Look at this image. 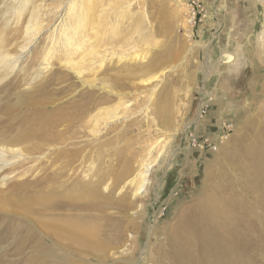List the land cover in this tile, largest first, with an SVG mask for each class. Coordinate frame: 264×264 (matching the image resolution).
<instances>
[{"label":"rangeland","instance_id":"1","mask_svg":"<svg viewBox=\"0 0 264 264\" xmlns=\"http://www.w3.org/2000/svg\"><path fill=\"white\" fill-rule=\"evenodd\" d=\"M257 2L0 0V55L19 58L6 80L12 118L58 135L38 143L42 153L25 150L32 140L19 146L23 157L1 173H51L25 193L0 188V223L18 227L6 231L23 244L9 264H264ZM212 137L217 149L201 150ZM160 147L147 196L134 198L127 182ZM83 179L91 198L76 195ZM46 200L103 206L81 219L89 243L46 231L36 219ZM75 211L59 213L75 221Z\"/></svg>","mask_w":264,"mask_h":264},{"label":"bare ground","instance_id":"2","mask_svg":"<svg viewBox=\"0 0 264 264\" xmlns=\"http://www.w3.org/2000/svg\"><path fill=\"white\" fill-rule=\"evenodd\" d=\"M257 1H258L257 3L264 2V0H257ZM67 9L68 8H66L64 14L60 15V19L62 17H64L65 14H67ZM17 12H19V10H17ZM59 24H62V26H63V20H60L59 23L54 27V28H56V30L59 28V26H58ZM60 29H61V27H60ZM25 30H26V34H30L31 31H33L34 29H32L31 27H26ZM37 33H38V31L33 33V35L35 36ZM33 38H35V37H33ZM206 45H208V44H206ZM206 45H204V46L206 47ZM256 46L258 47L259 50H260V48L264 49V25H263L261 33L258 36V41H257ZM24 51H27V50L25 49ZM262 56H263L262 63L264 64V52H262ZM226 58H228V60H227V62H224V63H232L234 61V58L232 56L228 55ZM17 60H19V58L14 59V61L12 62L11 59L7 60L6 58H4L3 56L0 55V83L4 82V85H5L4 90H3V88H0V96L3 95V93L6 94L5 97H0V115H1L0 116V174L1 173L3 174L4 170H6L7 167H9L10 165H13L14 163L19 162L20 161L19 158L23 157V156L18 155V151H19L18 149H20L19 146H21L23 144L26 145L27 143H29L32 140V141H35V143L34 144L31 143L29 146L25 147V150L26 151H33L34 153H42L43 152L42 144H38V143H40V142L54 143L58 140V135L56 136V138L50 136V134H49L50 132L47 130V128H44L43 126L37 127V125H39V124H35L34 126L32 125L34 127L32 129L30 128L32 126L29 125L25 129L23 126H25L26 124L22 118H16V119L12 118L15 107L11 103V101L13 99L12 96L14 95L13 91L16 88H13L12 86L8 85V83H6V80L9 77V75H11L13 69L16 67ZM206 75L208 76L209 72ZM23 84L24 85H22V87H23L22 93H25V91L28 90V88L26 87L28 84H27V82L23 83ZM212 100L213 99L211 97V102H212ZM103 119H104V122L106 121L104 123L105 125L109 123L108 121L110 119L112 120L111 117L109 118L108 114H104ZM17 124H18V127H16ZM229 128L232 129V125ZM215 138L217 139V137H212L209 141H212ZM217 147L218 146H216V148L213 150H216ZM161 148L162 147H160V149L158 150L157 156L153 160L141 161V163L139 164V169L134 174V176L127 182V184H129V186L132 187V189H133L132 191H133V197L134 198H137L138 196H141L143 194H144V197L147 196V192H148L147 188L151 184L150 183V174H151L153 168L156 166V164L158 162V158L164 152V151H162ZM205 149H206V145L201 150H205ZM2 174L0 175V186H1L0 188H3L5 186H7V184H8V186L11 187L10 188L11 191L15 190L17 192H20V194H21V192H24V191H27L28 189H31V187H36V186L38 187L39 185H42V184L45 185L46 181L49 180V178L51 177V173L47 172L43 175V177L41 176L42 178H36L34 180H25L22 177V178H20V180L18 179V181H15L13 179V176L8 177L7 175H2ZM82 181H83L82 186L79 187V190L76 194V195H78L77 197H80V198H88V197L91 198V197H93L95 195V193H94L95 188L92 191L90 189V187H88V183H85L86 180L83 179ZM88 181H90V180H88ZM92 182H94V181H92ZM89 191H92V193H88ZM50 195L51 194H48L47 196L50 197ZM66 195H68V194L66 193ZM58 196L59 195H55V197H58ZM73 198H74V195H73ZM104 198H108V197L106 196ZM93 201L90 200V202L85 201L86 203H83V204L70 205V204L62 202V201H57V200L56 201L55 200L48 201V200H46V201H43L42 206H40L41 209H39L38 213L36 214L37 218L36 217L35 218L37 219V221L40 222V224L42 225V227H44V229L45 228L47 229L46 231H48V229H49V233H51L55 236L63 234L62 237L64 236V234H67L70 242H78V241L84 240L85 242L84 241L83 242L87 244V243H89L90 239H92V234L88 233L87 231L84 230V227H82L83 226L82 224H86L85 223L86 220L84 222L81 219L82 218L84 219L85 216H89L90 218H94V216L92 214H86V213H88V212L90 213L91 211H97V210L102 212L104 209V208L101 209L103 206L101 207L100 205H98V203L93 202ZM72 209H75L79 213L84 212V214L77 215L76 218L74 219L75 221H73L71 219V217H63L62 213L61 214L59 213L61 211L67 212V211L72 210ZM103 213L104 212H102V214ZM103 217H104V219L108 218L107 215H104ZM94 220H95V218H94ZM2 223H0L1 224L0 225V262H2V263L4 262V263L9 264V259H8L9 256H12V252L17 255L18 252H20L19 249H22L23 244H21L19 242L17 245V243H12L13 241L11 242L12 244H10V239H12L14 237H12V238L10 237L11 234H10V232L8 233L6 231V228H9V229L16 231L18 229V227L16 229L14 224L8 223V225H7L4 222H2ZM37 224H38V222H37ZM41 225H40V227H41ZM92 229H90V230H92ZM15 239L17 240L18 238H15ZM56 239H58V238H56ZM16 240H14V241H16ZM95 243H97V242H95ZM215 263H217V262H213L212 264H215Z\"/></svg>","mask_w":264,"mask_h":264},{"label":"built area","instance_id":"3","mask_svg":"<svg viewBox=\"0 0 264 264\" xmlns=\"http://www.w3.org/2000/svg\"><path fill=\"white\" fill-rule=\"evenodd\" d=\"M193 6H194V7H192L193 15H192V18L190 19V21H192V20L195 21V17H196V11H195V9H197V10L200 9V5L197 2L193 3ZM209 140L206 141L207 142L206 143V147L209 148V149H215L216 148V145L215 144H216L217 139L215 138L212 141H209ZM218 140L221 141L222 138L220 137Z\"/></svg>","mask_w":264,"mask_h":264}]
</instances>
